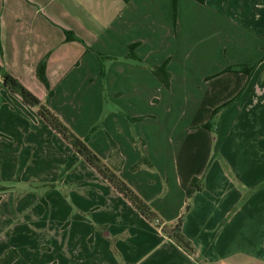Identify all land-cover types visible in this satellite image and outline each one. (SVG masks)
<instances>
[{
    "label": "crops",
    "instance_id": "0c3cea01",
    "mask_svg": "<svg viewBox=\"0 0 264 264\" xmlns=\"http://www.w3.org/2000/svg\"><path fill=\"white\" fill-rule=\"evenodd\" d=\"M0 65L159 219L0 80V260L264 264V0H0Z\"/></svg>",
    "mask_w": 264,
    "mask_h": 264
},
{
    "label": "trees",
    "instance_id": "16d2710c",
    "mask_svg": "<svg viewBox=\"0 0 264 264\" xmlns=\"http://www.w3.org/2000/svg\"><path fill=\"white\" fill-rule=\"evenodd\" d=\"M128 1V0H127ZM174 12L177 13V0H174ZM68 41L76 39L72 32H66ZM133 49V48H132ZM133 51V50H132ZM132 57H135L132 55ZM168 62L163 66L154 70V75L163 83L165 87L170 86V74L167 72ZM46 60H44L38 68V78L40 81L50 89L48 78L46 75ZM256 65L253 67H244L237 73H245L250 75L252 71L256 69ZM0 80L3 81L5 87L12 92L20 96L25 105L38 108L40 117L54 130L56 131L68 144L72 146L75 153L80 155L92 168H94L98 174L106 179L121 195H123L136 209L137 211L151 222L159 221L157 214L153 211L151 206L147 204L116 172L109 168L101 158L90 148L88 140H84L77 136L52 110L45 106L41 100L25 88L18 79L10 75L0 65ZM230 103L222 106L228 107ZM216 113V112H215ZM207 127V126H206ZM135 166L133 169H137ZM183 220L180 219L177 223L163 228V232L169 237L173 238L186 252L193 253V248L183 236L181 227ZM19 258V254L16 250H9L1 258L0 264H13Z\"/></svg>",
    "mask_w": 264,
    "mask_h": 264
},
{
    "label": "rangeland",
    "instance_id": "374dc122",
    "mask_svg": "<svg viewBox=\"0 0 264 264\" xmlns=\"http://www.w3.org/2000/svg\"><path fill=\"white\" fill-rule=\"evenodd\" d=\"M241 67H242V65H241ZM243 67H244V66H243ZM245 67H246V65H245ZM234 68H237V67H236V66H234ZM238 68H239V67H238ZM229 106H230V105H229ZM229 106H228V107H229ZM224 108H225V107H224ZM222 109H223L222 107H221V108H218V109H216V110H215V112H216L215 114H218V113H219V112H220Z\"/></svg>",
    "mask_w": 264,
    "mask_h": 264
}]
</instances>
